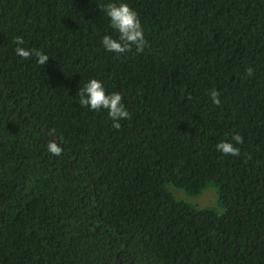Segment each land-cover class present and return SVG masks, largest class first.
<instances>
[{"label": "trees", "instance_id": "trees-1", "mask_svg": "<svg viewBox=\"0 0 264 264\" xmlns=\"http://www.w3.org/2000/svg\"><path fill=\"white\" fill-rule=\"evenodd\" d=\"M107 2L0 0V264H264V0H128L147 43L121 54ZM91 77L119 129L79 104Z\"/></svg>", "mask_w": 264, "mask_h": 264}, {"label": "clouds", "instance_id": "clouds-1", "mask_svg": "<svg viewBox=\"0 0 264 264\" xmlns=\"http://www.w3.org/2000/svg\"><path fill=\"white\" fill-rule=\"evenodd\" d=\"M104 11L108 17V23L112 29V34H105L101 38L103 48L108 52L116 54L126 53L133 47L136 52L143 51L146 46L145 30L142 26L139 13L131 7L128 0H108L104 5ZM16 54L23 58L33 57L37 63L44 65L49 55L41 49L23 47L24 40L17 36ZM252 69H247V74L252 75ZM212 103L220 104V96L217 90L209 92ZM77 96L79 104L93 111L105 110L107 116L112 121V127L119 129L120 121L130 118V113L123 103L122 94L118 91L109 92L104 81L99 78H88L83 86L78 89ZM243 143V137L239 133L231 136L230 140H221L216 144V149L225 155H239L237 145ZM50 151L59 155L61 148L50 144Z\"/></svg>", "mask_w": 264, "mask_h": 264}, {"label": "rangeland", "instance_id": "rangeland-1", "mask_svg": "<svg viewBox=\"0 0 264 264\" xmlns=\"http://www.w3.org/2000/svg\"><path fill=\"white\" fill-rule=\"evenodd\" d=\"M172 191L175 193L177 198L184 199L196 205L197 207H207L217 205V190L215 186H210L206 188L200 195L198 196H189L183 190L170 186ZM219 211L221 209L217 207Z\"/></svg>", "mask_w": 264, "mask_h": 264}]
</instances>
